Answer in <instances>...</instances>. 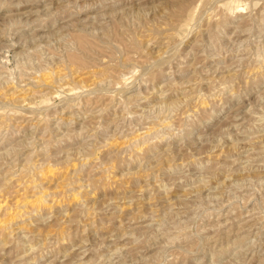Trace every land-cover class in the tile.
<instances>
[{"label":"rangeland","instance_id":"rangeland-1","mask_svg":"<svg viewBox=\"0 0 264 264\" xmlns=\"http://www.w3.org/2000/svg\"><path fill=\"white\" fill-rule=\"evenodd\" d=\"M0 264H264V0H0Z\"/></svg>","mask_w":264,"mask_h":264},{"label":"bare ground","instance_id":"bare-ground-1","mask_svg":"<svg viewBox=\"0 0 264 264\" xmlns=\"http://www.w3.org/2000/svg\"><path fill=\"white\" fill-rule=\"evenodd\" d=\"M36 125H37V124H36ZM41 199H42V198H41ZM38 200H39V197H38ZM38 200H37V201H38ZM42 200H43V199H42ZM42 200H41V201H42ZM39 202H40V201H39ZM43 205H44V204H43ZM8 226H9V225H8ZM5 227H6V226H5Z\"/></svg>","mask_w":264,"mask_h":264}]
</instances>
